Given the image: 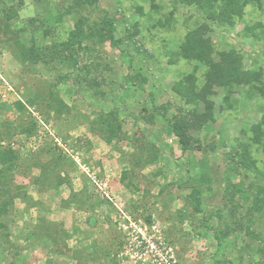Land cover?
<instances>
[{
	"label": "rangeland",
	"instance_id": "obj_1",
	"mask_svg": "<svg viewBox=\"0 0 264 264\" xmlns=\"http://www.w3.org/2000/svg\"><path fill=\"white\" fill-rule=\"evenodd\" d=\"M60 4L61 0H24L14 27L29 34L28 21L36 19L35 27L43 23L52 29L44 41L46 48L51 40L65 41L72 20L57 21L53 13ZM97 4L115 20L119 46L106 43L87 54L80 50L72 68L46 48L44 62H23L13 55L12 38H1L0 103L9 105L31 97L34 104L27 105L22 119L39 127L33 138L16 137L21 161L28 164L41 153V146L51 145L54 139L76 160L75 169L66 165L71 176L68 184L43 194L30 185V178L37 175L35 168L15 175L12 187L22 186L34 200L42 201L45 213L29 209L25 199L18 198L0 215V264H101L100 258L99 263L91 261L97 257L82 252L91 251L93 241L117 251L115 264H134L124 255L123 246L135 236L159 239L165 247L162 251L157 248L163 259L145 256L138 264H170L172 259L176 264H264V243L241 228L251 207L248 194L264 183V147L252 138L253 126L262 124L264 131V0L249 4L243 19L232 25L207 20L208 11L195 2L97 0ZM82 13L89 17L88 9ZM246 24L259 28L245 35ZM195 30L208 40L209 49L204 50L208 56L202 61L181 53L185 36ZM217 64L231 67L233 74L238 70L239 80L247 76L249 83L207 86L209 67ZM137 75L146 82L133 80ZM37 92L42 93L43 102L36 101ZM58 101L77 116L75 123L67 121L65 114L51 112L47 102ZM115 108L127 139L106 144L92 128H97L96 117ZM181 115L190 122L193 141L185 152L168 125ZM18 117L15 111H0V124L8 120L14 127ZM137 140L148 143L158 155L153 163L137 167L133 173L130 156ZM241 153L247 154L245 159L240 160ZM124 171L131 173L121 182ZM92 174L101 187L106 184L105 192L112 200L105 197L95 216L92 214L95 222L89 225L90 214L63 210L61 199L71 187L100 195L90 179ZM185 180L200 186V212L191 206ZM232 201L239 208L237 218L230 220ZM220 211L226 216L223 222L216 214ZM43 216L54 224L64 223L67 232L60 236L61 253L52 255L50 263L44 241L31 237L26 229ZM216 230L227 232L220 242L214 237ZM252 230L264 239V220L256 222Z\"/></svg>",
	"mask_w": 264,
	"mask_h": 264
},
{
	"label": "trees",
	"instance_id": "obj_2",
	"mask_svg": "<svg viewBox=\"0 0 264 264\" xmlns=\"http://www.w3.org/2000/svg\"><path fill=\"white\" fill-rule=\"evenodd\" d=\"M13 3L8 5L4 0H0V41L1 38L7 37V39L12 38V43L14 44L15 51L13 55L30 64L40 63L41 60L44 62V50L46 45L44 41L50 36L52 29L46 24H37L34 26V21L29 20L31 29H29V34L25 33L24 29H16L14 27L15 20H19V10L24 5V0H11ZM62 4L57 6L53 14L57 15V21H62L65 18L72 20L71 29L68 32L67 38L62 42H55L51 40V46L47 51L50 53H55L57 60L62 64L66 63V67L72 68L76 65L75 55L78 51H84L85 54L90 51H96L99 47L106 43H109L112 47L119 46V40L116 38V26L114 19L111 18L109 13L105 10H99L97 0H61ZM188 3L195 2L198 7L208 11L207 20L221 24V25H232L233 22L243 19L245 15V8L252 4L253 2H259V0H182ZM54 5V4H53ZM90 12L89 17L85 16L82 12L87 10ZM97 11V14L94 12ZM95 15L94 18L92 16ZM206 15V14H205ZM209 28L208 26L206 27ZM259 28V25L255 27H249L248 24L244 26V34H253V30ZM42 33L41 39H38L37 34ZM185 41L181 45V53L187 59H194L198 61L205 60L207 54L204 53L205 49H209L208 40L201 39V35L198 30L187 33L185 36ZM4 42L0 43V51ZM243 48V47H242ZM245 48V47H244ZM243 48V49H244ZM247 49V48H245ZM244 49V50H245ZM91 57V56H90ZM208 64L210 63L207 62ZM210 70L207 74V83L218 84L220 86L230 85L231 82L234 83H244L248 84L249 79L247 76L244 77L243 81H240V73L238 70H233L231 67L225 68L222 64L210 65ZM141 76H133V80H137L138 83L146 82L145 79L139 80ZM96 84V82H95ZM97 86V84H96ZM140 86V84H139ZM204 95V94H202ZM36 101L43 102L44 98L42 93H35ZM200 100V97H197ZM48 107L51 112H55L59 115H66L67 121L76 122L77 116L70 111V107L62 101L58 102H47ZM34 101L30 98H25V100H18L12 104L0 103V111H15L18 113L19 122L13 127L10 121H5L0 124V215H5L8 212V208L12 207V203L15 199L22 198L25 199V203L28 204L29 209H39L45 213V206L42 201L34 200L28 195L25 188L22 186L14 185V178L17 174H28L32 168L37 170V175L30 178L31 187L35 188L37 194H43L49 191H54L55 189H60L69 182L71 179L70 173L66 170L67 166H72L74 168V161L71 156L68 155L67 151L58 147L55 140L51 145L41 146V153L37 156H32L28 164H23L19 154V150L16 149V137L24 136L26 139L33 138L38 134L39 127L37 123L26 119H22L23 115L27 112V105L32 106ZM163 107V106H162ZM164 108V107H163ZM70 117V118H69ZM145 117V116H144ZM97 120L94 121L93 131L98 134V136L106 143L111 144L112 142L120 143L127 139L126 133L123 132L122 124L119 120L118 108L110 110L108 113L100 114L96 117ZM169 130L172 135L177 139L178 144L183 152L190 150L193 143L190 135V122L187 117L181 115L174 118L173 121H168ZM262 124H257L253 126V139L260 143L264 147V131L261 128ZM138 140H141L139 137ZM133 143L134 151L131 154V169L134 170L137 167H144L147 163H153L157 159L158 153L149 146V144L144 141L142 143ZM55 143V144H54ZM131 145V143H130ZM196 150L200 151V146L194 144ZM246 153L240 154V160L246 158ZM254 163V162H253ZM252 163V164H253ZM67 165V166H66ZM75 169V168H74ZM130 171H124L121 175V182L125 180L130 174ZM264 175V170L262 171ZM203 181V179H201ZM183 186L190 189L189 199L191 206L197 212H200V201L202 198V191L199 184L190 183V180H185ZM249 197L252 196L251 207L246 212L244 216L245 222H242L241 228L245 231V234L252 237L255 241L263 242V236L252 230V227L256 222L264 220V183L257 184L254 186V192L248 194ZM233 198V196H232ZM105 196L98 195V193L89 192L86 188L75 191L72 187L69 189V194L66 198L61 199V208L75 209L77 211H85L90 214L88 224L93 225L95 222L94 217L96 214V209L102 205L105 201ZM106 203V202H105ZM107 204V203H106ZM232 208L228 209V216L230 220L237 218L238 205L230 202ZM233 206L235 209H233ZM220 222L226 220V216L222 214V211L216 213ZM239 219V218H238ZM3 226V225H1ZM64 223L54 224L50 222L45 216L40 217L36 224H31L26 226L28 234L38 239L40 242L44 241V249L47 250V255L49 257L48 262L50 263L51 256L57 253H61V247L59 244L60 236L67 234L65 232ZM206 227V226H203ZM228 228V227H227ZM8 230V228H7ZM229 230V228H228ZM7 233V232H6ZM227 232L223 230H216L214 232L215 239L220 242L223 237L226 236ZM93 241L89 248H86L82 252H85L86 256H95L97 258L91 261H96L99 263L98 258L101 259V264H115L117 258V251H111L109 248L100 247ZM50 244V245H49ZM51 247L50 249L48 247ZM118 246H122L120 243ZM75 256V252L72 256ZM85 258V256H82ZM89 258V257H88ZM110 260V261H109Z\"/></svg>",
	"mask_w": 264,
	"mask_h": 264
},
{
	"label": "built area",
	"instance_id": "obj_3",
	"mask_svg": "<svg viewBox=\"0 0 264 264\" xmlns=\"http://www.w3.org/2000/svg\"><path fill=\"white\" fill-rule=\"evenodd\" d=\"M8 87V86H7ZM9 89V88H8ZM10 90V89H9ZM1 95V94H0ZM55 142H57L56 139H54ZM58 143V142H57ZM59 145V143H58ZM73 158V157H72ZM74 161L76 160L73 158ZM90 179L92 183H94L97 187V190L102 193L108 200H112L110 196L105 192L106 189V184L103 183L102 187L100 186L101 183L97 182V178L95 177L94 174L90 176ZM144 239L143 236H135L132 238V240L128 241L127 244L123 246L125 251L123 252L124 255L129 256L131 259L134 260V264H138L142 261L143 257L147 256L149 259H154L157 257L162 258L161 254L157 252V248L160 247V251L165 249L164 244L159 240V239H152L150 240H140ZM123 253L121 255H123ZM132 253V254H130ZM167 254V251H165ZM172 256H170L171 258ZM163 259V258H162ZM166 262V261H165ZM170 264H176L175 260H171Z\"/></svg>",
	"mask_w": 264,
	"mask_h": 264
}]
</instances>
